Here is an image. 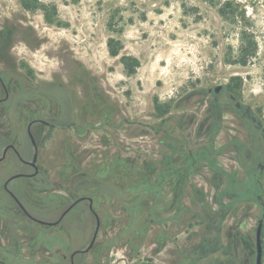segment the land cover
Listing matches in <instances>:
<instances>
[{"label": "flooded vegetation", "instance_id": "1", "mask_svg": "<svg viewBox=\"0 0 264 264\" xmlns=\"http://www.w3.org/2000/svg\"><path fill=\"white\" fill-rule=\"evenodd\" d=\"M17 16H0V172H10L0 180V264H108L118 242L125 248L124 264H135L149 231L151 255L138 264H256L261 220L264 264V213L237 193L254 182L261 188L264 128L256 106L239 101L224 84L197 87L184 108L154 105L150 115L130 117L84 71L34 80L22 60L41 46V35L24 12ZM177 139L187 153L212 144L219 167L204 165L190 174L180 207L173 184ZM53 145L65 161L59 171L48 152ZM66 166L73 167L74 182L52 189L51 174L64 182ZM145 181L154 187L148 197L137 194ZM103 182L119 187V203L111 200V186H98ZM51 193H58L55 206L46 202ZM131 203L140 216L127 231ZM78 208L93 226L87 244L67 249L66 256L62 222ZM114 237L119 239L112 244Z\"/></svg>", "mask_w": 264, "mask_h": 264}, {"label": "rangeland", "instance_id": "2", "mask_svg": "<svg viewBox=\"0 0 264 264\" xmlns=\"http://www.w3.org/2000/svg\"><path fill=\"white\" fill-rule=\"evenodd\" d=\"M37 1L47 7L51 23L45 21L41 10L23 11L22 0H0V16L18 17L24 12L26 21L41 35V46L36 50L30 47L28 61L22 60L34 80L68 78L77 70L84 71L101 91L121 101L124 111L134 118L150 115L157 103L183 106L197 87L226 84L239 101L256 106L264 128V0ZM222 8L226 16L219 13ZM109 39L121 46L117 57L108 53ZM22 48L19 51L23 52ZM123 56L139 62L130 76L120 62ZM241 61H246L245 65ZM48 152L59 171L65 161L56 156L54 145ZM65 168L64 182L56 172L51 174L52 189L70 188L74 182L73 167ZM9 173L1 171L0 180ZM260 187L264 200V170ZM54 195L58 193L46 198L53 206L59 202ZM62 224L60 247L68 256L69 249L87 244L93 225L86 214L81 217L79 208ZM116 231H109V237ZM151 232L141 241L135 264L151 255ZM110 252L113 255L106 263H125L121 242ZM86 260L91 263L90 258Z\"/></svg>", "mask_w": 264, "mask_h": 264}, {"label": "trees", "instance_id": "3", "mask_svg": "<svg viewBox=\"0 0 264 264\" xmlns=\"http://www.w3.org/2000/svg\"><path fill=\"white\" fill-rule=\"evenodd\" d=\"M22 6L25 10L34 11V10H41L44 14L45 21L47 23H51V15L47 13V7L44 5H41L37 0H22ZM52 13H55V9L52 8ZM219 13L222 16H226L227 13L224 11V9H219ZM107 49L108 53L111 57H117L119 55V52L121 50V46L116 43L113 39H109L107 41ZM120 62L123 66V68L126 71V74L128 76L132 75L136 68L139 66V62L131 57L123 56L120 58ZM246 61H241L242 65H245ZM190 95V94H189ZM187 96L184 104L188 105L190 104V96ZM179 107L176 105V110H178ZM155 108L157 110L162 109L161 104H155ZM184 108V107H183ZM166 110L168 111V106L166 107ZM262 134V132H261ZM262 140V150L259 156V163L258 168L259 171H262L264 169V138ZM217 156H218V150H215L213 148V145L210 146H203L199 147L196 150L192 151L191 153H187V148L185 147V143L182 140H178L176 142V163L174 165L175 168V178H174V188H175V199H176V206L180 207L181 201L183 202V193L185 192L184 188V182L189 178L191 173H196V170H198L200 167H203L204 165H207L209 168H211L213 171L217 170L219 167L217 166ZM193 167H195L194 171L191 170ZM155 183V182H154ZM99 184V183H97ZM102 184V186L100 185ZM98 186L103 188V185H106V189H112V195L111 200L117 199V203H119L120 198L118 196L119 193V183H115L118 188L113 187L110 183H100ZM153 182L151 181H145L140 184L139 189L137 190L138 195L145 194V197H148L150 195V192H154L153 190ZM105 189V187L103 188ZM238 194L243 195L246 198H249L251 200V203L259 210L258 214L261 216L264 213V200L261 196V192L258 186V182H254L253 185L251 184L246 189H239L237 191ZM156 194V193H155ZM129 209V225L127 231H132L138 222L140 212L138 210V206L135 203L128 204ZM119 237H114L112 239V244H114L115 241H117Z\"/></svg>", "mask_w": 264, "mask_h": 264}, {"label": "water", "instance_id": "4", "mask_svg": "<svg viewBox=\"0 0 264 264\" xmlns=\"http://www.w3.org/2000/svg\"><path fill=\"white\" fill-rule=\"evenodd\" d=\"M71 208V207H70ZM68 208L63 215H65V213L70 209ZM62 215V216H63ZM61 216V218H62ZM60 221V219L58 221H55L53 223H47V225L49 226H54L56 225L58 222ZM97 234V231L95 232L94 236H93V241L95 239V236ZM261 235H262V220L259 222L257 229H256V233H255V239H256V264H261V256H262V244H261Z\"/></svg>", "mask_w": 264, "mask_h": 264}]
</instances>
